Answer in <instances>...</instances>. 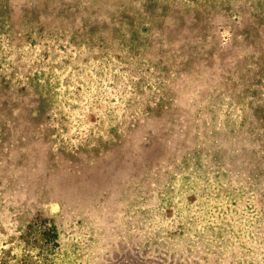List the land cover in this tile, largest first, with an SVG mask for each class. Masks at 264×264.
<instances>
[{"label":"rangeland","instance_id":"374dc122","mask_svg":"<svg viewBox=\"0 0 264 264\" xmlns=\"http://www.w3.org/2000/svg\"><path fill=\"white\" fill-rule=\"evenodd\" d=\"M0 264H264V0H0Z\"/></svg>","mask_w":264,"mask_h":264}]
</instances>
